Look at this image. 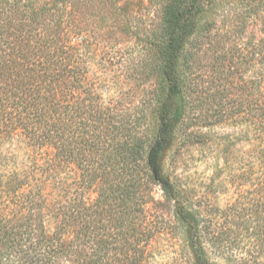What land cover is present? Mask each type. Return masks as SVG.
Masks as SVG:
<instances>
[{
  "label": "trees",
  "instance_id": "16d2710c",
  "mask_svg": "<svg viewBox=\"0 0 264 264\" xmlns=\"http://www.w3.org/2000/svg\"><path fill=\"white\" fill-rule=\"evenodd\" d=\"M94 2L0 0V264H146L155 234L144 216L152 184L174 208L191 264H261L264 18L261 35L244 37L264 5L164 0L158 31L139 39L145 51L135 80L148 98L140 97L141 105L128 113L95 80L103 77L92 68L99 43L83 33ZM204 54L217 59L210 71L227 72L217 77L223 84L244 68L233 104L213 85L206 93L200 84L195 70ZM236 114L243 148L239 177L252 181V197L236 211L224 210L231 223L217 231L214 211L204 217L164 161L170 150L206 140L201 127ZM16 137L33 151L52 149L53 157L34 155L23 163L4 156L3 144ZM61 163L75 164L84 185L97 186L94 200L75 180L59 176ZM250 229L256 240L243 251L240 230Z\"/></svg>",
  "mask_w": 264,
  "mask_h": 264
},
{
  "label": "rangeland",
  "instance_id": "374dc122",
  "mask_svg": "<svg viewBox=\"0 0 264 264\" xmlns=\"http://www.w3.org/2000/svg\"><path fill=\"white\" fill-rule=\"evenodd\" d=\"M104 1L106 2L96 0L91 4L92 13L85 21L88 26H84L86 30L83 33L90 34L92 40L96 39L99 43L96 51L98 57L93 61L92 68L95 73L103 74V77L96 78V82L103 84L102 90L108 100L112 99L114 103L118 100L120 107L125 108L129 113V110L133 111L137 104L141 105L140 97L145 99L148 96L147 90L145 91L143 86L135 80V72L142 64L141 58L145 51L139 39L149 37L151 33L158 31L161 20L160 7L164 0ZM245 1L248 4L264 5V0ZM262 17L264 18V8L258 15L251 17L250 26L244 38H247V35H261ZM216 61L213 55L202 56L201 63L195 70L199 76L198 80L205 89L206 86L213 85V89L221 90L225 97H222L223 101L225 103L232 101L230 104H233L234 100L240 98L239 86L244 68L235 73L230 72L228 74L230 80L223 84L217 77L223 79L227 72L210 71L211 65ZM249 73L251 74V71L246 75L249 76ZM246 75L244 74V77H247ZM118 91L122 92V97H119ZM205 92L207 93V89ZM215 112L208 111L209 114ZM144 114L149 116L150 111ZM239 118L236 114L231 120L201 127V130L208 134L206 140L204 138L203 142L195 145L182 144L184 143L182 141L176 142L178 146L182 144V148L176 152L174 149L170 150L164 161L167 173L174 180L176 178L181 182L185 193L195 203H200L197 204L203 209L204 217L211 215L210 209L214 211L212 219L217 223V231L231 223L222 215L224 210L236 211L239 208L237 206L245 202L247 196L252 197L250 193L253 187L252 181L242 182L239 177L243 155L242 142L238 138L241 126ZM228 134L231 136L230 140L225 138ZM244 150H250V146L247 145ZM3 151L4 156L12 155L23 163H27L30 156L42 155L44 160H48L54 155V151L50 148H43L42 152L33 151L26 141L18 137L7 140L3 144ZM58 169L59 176L65 177L68 182L75 180L74 186H80L87 198L90 200L96 198L97 186L84 185L80 169L75 164L61 163ZM150 190L149 202L144 206V216L147 226L152 228L155 234L151 239V256L146 264H191L186 244L177 229L180 224L176 220L173 206L167 202L160 185L152 184ZM235 203V209L228 207ZM53 225H55L54 220H51L49 226ZM241 231H244L243 240L238 246L241 250L247 251L253 247L256 233L251 229L248 232ZM247 255H249L248 252ZM258 261L264 264V255L260 256ZM219 264L224 263L219 260ZM230 264H237V262Z\"/></svg>",
  "mask_w": 264,
  "mask_h": 264
}]
</instances>
